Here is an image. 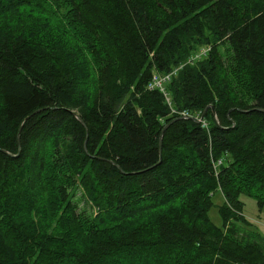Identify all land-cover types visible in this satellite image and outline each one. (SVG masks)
Listing matches in <instances>:
<instances>
[{
	"label": "trees",
	"instance_id": "obj_1",
	"mask_svg": "<svg viewBox=\"0 0 264 264\" xmlns=\"http://www.w3.org/2000/svg\"><path fill=\"white\" fill-rule=\"evenodd\" d=\"M241 197L264 208V0H0V264H264ZM52 205L122 231L71 247Z\"/></svg>",
	"mask_w": 264,
	"mask_h": 264
},
{
	"label": "rangeland",
	"instance_id": "obj_2",
	"mask_svg": "<svg viewBox=\"0 0 264 264\" xmlns=\"http://www.w3.org/2000/svg\"><path fill=\"white\" fill-rule=\"evenodd\" d=\"M24 10L28 15H37L40 14L42 10H45V8L43 7V4H41V2H37L36 5L31 4L30 6H25ZM37 16L40 17V15ZM203 123L206 125L204 121ZM58 173L60 175V170H58ZM51 183H53V181H51ZM54 186H56V184H54ZM68 190L71 195L70 199L75 208L76 215L78 216V220L81 223L86 222L83 218H94L97 215L98 211L94 207H92L86 200L83 195V190L79 187L78 184ZM210 200L211 206L208 210V218L212 225L222 230V220L218 213L219 208L224 203L221 192L219 190H216L212 194ZM240 201L243 203L242 219L239 222H234L235 226L242 229L240 230V232L243 237L246 236L245 233L247 231H252L258 234L259 238L264 242V208L259 209L256 205V202L250 198L241 197ZM61 213V210H57L56 207L52 205L51 231L53 232L54 236L60 234L61 236L65 237L64 240H66L71 247L84 248L92 241L95 236L104 237L110 231H122L121 225L106 227L101 223L97 226L88 228L90 222L87 223L85 229H80V227L76 226L78 225L77 223H73L62 218ZM242 240H244V238ZM261 245L264 248V243H261ZM122 260L123 261L121 262V264H136L134 263V260L128 259L126 255L122 257ZM145 263L155 264L154 262ZM172 263L181 264L179 261H176L174 259H172Z\"/></svg>",
	"mask_w": 264,
	"mask_h": 264
},
{
	"label": "built area",
	"instance_id": "obj_3",
	"mask_svg": "<svg viewBox=\"0 0 264 264\" xmlns=\"http://www.w3.org/2000/svg\"><path fill=\"white\" fill-rule=\"evenodd\" d=\"M209 52L208 48H201L198 49L191 57V61L190 62H196V61H200L201 59H203L204 57H206L207 53ZM180 68H182V66H180ZM175 69L173 72H171L170 74L167 75H158V74H154L153 75V79L152 82L149 84L148 89L149 90H154L157 89L160 92L164 93V85L170 80V77L175 75L176 72L180 69ZM168 101V99H167ZM172 113L179 115V117L181 118H189V114L186 111L177 113L175 111L172 110ZM200 124L202 128H206L207 126L203 123V119H199V117L195 118Z\"/></svg>",
	"mask_w": 264,
	"mask_h": 264
},
{
	"label": "water",
	"instance_id": "obj_4",
	"mask_svg": "<svg viewBox=\"0 0 264 264\" xmlns=\"http://www.w3.org/2000/svg\"><path fill=\"white\" fill-rule=\"evenodd\" d=\"M259 111V110H258ZM213 116H214V112H213ZM201 118H203V115L201 116ZM179 119H182V118H179Z\"/></svg>",
	"mask_w": 264,
	"mask_h": 264
}]
</instances>
